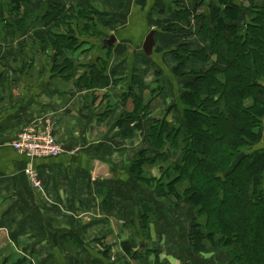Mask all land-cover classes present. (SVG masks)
<instances>
[{
  "label": "crops",
  "instance_id": "1",
  "mask_svg": "<svg viewBox=\"0 0 264 264\" xmlns=\"http://www.w3.org/2000/svg\"><path fill=\"white\" fill-rule=\"evenodd\" d=\"M220 2L34 0L12 13L9 0H0V264H233L227 252L215 248L194 253L189 243L194 206L175 198L162 201L129 171L142 153L149 159L157 154L145 138L154 119H166L172 129L187 126L181 96L189 73L209 68L192 59L182 78L173 51L183 45L207 53L213 39L199 29L206 20L212 24L210 9ZM174 5L193 14L189 24L176 19ZM60 7L72 17L84 12L99 31L95 38H80L75 23L63 22L80 38L75 58L65 47L58 57L55 40L40 39L55 32ZM26 17L31 26L24 28ZM5 22L21 31L18 38L11 37ZM167 24L176 28L165 32ZM151 30L157 31V61L143 50ZM111 33L117 44L102 48L99 40ZM66 60L76 64L72 74L54 69ZM138 104L146 115L142 132L130 123ZM48 118L63 154L32 160L11 147L24 127ZM29 166L41 175L40 191L25 174ZM146 169L147 176L160 177L158 168ZM145 209L154 211L147 229ZM124 242L138 252L137 260L126 256Z\"/></svg>",
  "mask_w": 264,
  "mask_h": 264
},
{
  "label": "trees",
  "instance_id": "2",
  "mask_svg": "<svg viewBox=\"0 0 264 264\" xmlns=\"http://www.w3.org/2000/svg\"><path fill=\"white\" fill-rule=\"evenodd\" d=\"M33 1L9 0L10 12H19L21 6ZM59 10L60 19L77 25L80 38L99 35L84 12L77 18ZM210 10L212 24L206 20L199 29L203 37L213 39L207 53L189 51L183 45L173 51L179 60L175 72L180 77H184L182 72L192 59L209 66L206 71L189 73L191 80L186 82L181 96L187 126L172 129L166 119L153 121L145 138L157 154L149 159L142 153L129 171L137 183L158 191L162 201L175 198L194 206L189 235L194 253L215 248L227 252L233 264H264V145L255 148L264 136V102L260 99L264 95V7L257 4L247 8V13L237 0H221ZM174 12L176 19L186 24L193 15L179 5ZM244 16L247 19L240 24ZM31 20L26 17L22 26L25 28ZM37 24L36 20L32 22L33 26ZM4 25L13 39L20 36L21 31L13 29V24ZM173 26L167 24L164 31L170 32L176 28ZM45 34H41L43 40L52 39ZM54 36L52 46L58 57L62 47L73 53L80 47V38L72 31ZM68 62L54 63V69L62 67L71 73ZM157 83H161L159 79ZM160 91L159 88L153 93ZM139 109L138 104L130 123L135 122L133 128L142 132V116L146 115ZM124 125L125 130L130 129L128 123ZM147 167L158 168L160 177L147 176ZM152 215L153 209H145V229ZM123 249L130 259H138L130 242H124Z\"/></svg>",
  "mask_w": 264,
  "mask_h": 264
},
{
  "label": "built area",
  "instance_id": "3",
  "mask_svg": "<svg viewBox=\"0 0 264 264\" xmlns=\"http://www.w3.org/2000/svg\"><path fill=\"white\" fill-rule=\"evenodd\" d=\"M55 123L52 119H45L38 124H30L24 127L12 141L11 147L29 159L56 158L64 153L65 149L55 135ZM25 174L35 190H42V182L39 172L29 166Z\"/></svg>",
  "mask_w": 264,
  "mask_h": 264
},
{
  "label": "rangeland",
  "instance_id": "4",
  "mask_svg": "<svg viewBox=\"0 0 264 264\" xmlns=\"http://www.w3.org/2000/svg\"><path fill=\"white\" fill-rule=\"evenodd\" d=\"M244 1V4H245V7H247V8H251V7H253V6H255V5H259L260 7H264V0H255V1H251V2H247V1H245V0H242V2ZM61 8V7H60ZM56 9H58V7L56 8ZM58 21L60 20V23H59V25H56V27L54 28V31L55 32H53V33H50V34H48L47 33V35L49 36V37H51L52 39H54L55 41H56V38H55V34L56 35H59V34H63V33H66V34H69V32L70 31H72V32H74L73 30H71V29H69L68 30V28L66 27H63V22H65V20L66 19H57ZM75 33V32H74ZM76 34V33H75ZM45 37H46V34L44 35ZM40 39L41 40H43L42 39V36H40ZM45 42H51V39L50 38H48V39H46V40H44ZM70 52V51H69ZM76 52V50L74 51V53L73 52H70V55H72L74 58H75V56H77L76 54H77V52ZM75 54V55H74ZM154 55L155 54H153V56L151 57V58H153V60H155V61H157L158 60V56H156L155 58H154ZM146 57H148L147 55H146ZM73 59V58H72ZM107 59V58H106ZM142 62H144V61H146V59H143V58H141L140 59ZM66 62H67V60H66ZM138 63H140V61L138 60L137 61ZM158 64H160L159 62H158ZM67 65H71V74H72V72H73V70H74V66L76 65V64H73V62L70 60L69 62H68V64ZM137 65H139V64H137ZM205 66H207V65H205ZM207 67H209V66H207ZM167 76H168V79L170 80V81H172L171 80V78H170V76H169V72L167 71ZM160 77V74H158L157 75V78H159ZM132 86V85H131ZM133 90H134V92H136L137 93V91H138V89H136V88H134V86H132L131 87ZM159 94V92H157L156 94L154 93V99L157 97L156 95H158ZM161 94V93H160ZM159 94V95H160ZM158 95V96H159ZM260 99L264 102V95H262V96H260ZM132 116V115H131ZM158 120H160V119H154L153 121H158ZM152 121V122H153ZM152 125V124H151ZM20 133V132H19ZM18 133V134H19ZM17 134V135H18ZM17 137V136H16ZM260 142H261V139H260V141H259V143H258V145H256L255 146V148H261L260 146ZM62 144V143H61ZM253 149H254V147H253ZM229 255V254H228ZM230 256V255H229ZM231 257V256H230ZM232 258V257H231ZM232 262H233V260H232Z\"/></svg>",
  "mask_w": 264,
  "mask_h": 264
},
{
  "label": "water",
  "instance_id": "5",
  "mask_svg": "<svg viewBox=\"0 0 264 264\" xmlns=\"http://www.w3.org/2000/svg\"><path fill=\"white\" fill-rule=\"evenodd\" d=\"M156 34H157L156 30H151L143 44V50L148 57H152L154 54V46L156 45V40H155ZM117 42H118L117 37L112 33L111 35H108L106 38L99 40V43L102 45L101 46L102 48L113 47V45H116ZM262 139L264 141V136Z\"/></svg>",
  "mask_w": 264,
  "mask_h": 264
}]
</instances>
